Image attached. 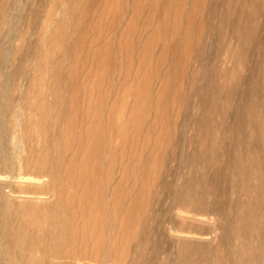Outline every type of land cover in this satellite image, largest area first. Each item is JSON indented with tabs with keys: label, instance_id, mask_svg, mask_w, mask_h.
I'll use <instances>...</instances> for the list:
<instances>
[{
	"label": "rangeland",
	"instance_id": "obj_1",
	"mask_svg": "<svg viewBox=\"0 0 264 264\" xmlns=\"http://www.w3.org/2000/svg\"><path fill=\"white\" fill-rule=\"evenodd\" d=\"M94 134L93 223L98 189L110 212L88 243L95 264H174L193 242L206 264L264 253V0H0V140L16 175L33 174L28 146L79 173ZM31 177L1 199L52 202ZM115 205L132 218L126 234ZM230 217L234 251L216 239Z\"/></svg>",
	"mask_w": 264,
	"mask_h": 264
},
{
	"label": "bare ground",
	"instance_id": "obj_2",
	"mask_svg": "<svg viewBox=\"0 0 264 264\" xmlns=\"http://www.w3.org/2000/svg\"><path fill=\"white\" fill-rule=\"evenodd\" d=\"M43 128L42 130L44 131L46 135L45 141L47 139L50 144V139H49V137L51 138V134L49 133L50 131L47 130V125H44ZM64 138L65 137H63L62 139ZM28 139L26 140L28 141ZM24 140H22V142ZM30 142H31V139H30ZM93 143H95V145L92 148L93 150L91 151V153H90V150H88L87 153L85 154L82 160V163H81V169L79 168L80 169L79 173H75L76 171L73 170L74 165H75V162H74L75 159L71 161L72 160L71 158L70 162L67 164V167L66 168L64 167L65 168L64 169L65 172H64V170L62 171L61 169L63 167L61 166L59 167V164L62 163V160L60 159V157H58V155L57 157L55 156L57 151L55 152V155H52L53 153L48 154V153H51V149L48 148L49 152L47 153V151L42 149L43 148L42 147L41 148L42 151L40 152V154L37 153L36 155L34 154L33 150L32 151L29 150L30 146H28V151L24 150V151H27V153L29 152L28 153L29 155L27 154L28 159L27 160L25 159L27 157L26 156L25 158H23L24 160L21 159L22 161L21 160L20 161L22 162V164L24 165L28 173H30L29 171L33 173L31 176H38V177L40 176V177L46 178L43 180L46 182L44 187H42L41 185H40L41 187L38 186L39 187V189L37 190L38 195H45V194L48 195L49 193H51L53 200L52 202L50 201L48 202L44 200L46 203H44L43 201L44 204L40 203V205H32V203H34L35 201L33 200L34 202L32 201L31 203L30 202L31 200L30 201L28 200L31 203V205L28 204L29 202L23 203V204L21 203L20 205H18L19 203L18 201H17V204H13V203L4 201V198L1 199L2 196L5 197L3 195V191H6V190H3L2 188H5V187L7 188L8 186L10 187L14 185V184L9 185L10 183H15L22 187L30 186L34 188L32 184L36 183V181H34L35 177L34 178L31 176L28 177V175L22 176V174L16 175L15 172L18 171L17 170L18 163L16 165L15 162L11 159L13 155L11 157L10 156L8 157L9 153L6 154L7 153L6 150L3 149L5 145L3 146L4 143L3 142L1 143V140H0V144H2V148L0 145V189H1L0 190L1 191V194H0V264H52L50 263V260L47 261L48 260L47 258H46L47 259L46 261H43L45 259H42L41 261V259L39 258H37V260H35V258L33 259L34 253H39L41 255L40 258L50 257V256L51 257L58 256V258L61 257L63 259L65 258V261H61L60 263H54L53 261V264H77L78 262L77 260L84 261V262L90 261L92 262V264H95V246L90 248L88 246V243L89 242L94 243V231L96 229H99L100 226L102 227V225L108 221L110 212H109V208H106L104 207V205H102V192L101 190L98 189L96 191L95 197H96V201L98 204L97 207L99 209L96 213L97 218L94 219L95 221L97 220L98 222L93 223L92 187H93V180H94V169L91 172L90 154L95 156L94 154L100 153L103 150L102 142L99 139L97 134H94ZM49 144L48 146H51V144L50 145ZM68 144H70V142ZM24 145H27V144L24 143ZM60 145L61 147H63L62 144ZM66 146L70 148L69 145H66ZM18 151L19 150H17V152ZM62 156L64 157V155H61V157ZM13 158L16 161L15 159L16 156ZM73 158H75V156ZM64 164L66 163L64 162ZM74 183H77L81 187L79 194H76V195L68 192L66 188L68 187L69 184H74ZM42 184H44V182ZM8 188L7 190L9 191L7 193V197H10L9 195L11 194L15 195L16 188L14 190H13L14 187L9 188V189ZM29 189H30L29 191H31L32 193L31 188ZM18 190H19V193H22V191L20 192V189ZM28 192L25 194H28ZM35 193H32V194H35ZM23 194L24 193H22L21 195ZM77 199L79 200L77 201ZM216 207H217L216 205H213V209H216ZM115 212L117 213L118 216H119V213L123 215V217L121 218L120 231L125 232L126 234L127 228H128L126 219H132V218L128 215L125 216L124 210L120 206H116ZM209 212L210 214L211 213L214 214V210L212 209H210ZM185 213L190 215L189 212H185ZM196 220L199 221V219H196ZM233 224L234 223H233L232 217H230L228 220H226V225L225 226L223 225V227L220 228L221 233L219 234V236L216 237L217 242H219V247L224 246V249L225 247H228L227 251L233 247V245L231 247V242H230L231 239L229 238L232 233L231 231H233V228H234ZM178 238L193 240L196 237H193V236L191 237V235L189 234L184 235L183 233V236L180 235L178 236ZM199 240H201L200 237H199ZM124 243L125 245H127L125 240H124ZM189 244L190 245L185 246L186 248L183 247L176 253V255L173 258L172 263L174 264H196V263L206 264L205 261L207 259L205 260L204 258V255L206 254L204 252L205 245L203 244L201 245L195 242L189 243ZM219 247L217 248V251L223 250L221 248L219 249ZM106 248H108V246ZM88 249H90V252L92 253L93 258H88V257L83 256V254H87L86 251H88ZM98 249L100 250L103 249L102 243H100ZM234 250L235 248L232 251ZM244 252L245 251L242 252L243 255L241 256L233 254L231 256L229 255L228 258H227V255L231 254L229 252H227L225 256L222 255L223 254L222 252L221 255L222 257H225L227 261H229V264H231V262L232 264L233 263L234 264H250V263L264 264V253L259 254L256 252H248V253L245 252L247 254L244 255ZM238 253L242 254L241 252H238V250H236V254ZM219 254H220V251H219ZM222 257H217V258L221 259ZM52 259L53 258H51V260ZM213 259H215L216 261V258H213ZM220 259L218 260L220 261ZM53 260H55V258ZM146 261L147 259H145V257H139L137 259L135 258V261L133 263L134 264H146ZM223 263H226V262H224L223 260ZM217 264H220V263H217Z\"/></svg>",
	"mask_w": 264,
	"mask_h": 264
}]
</instances>
